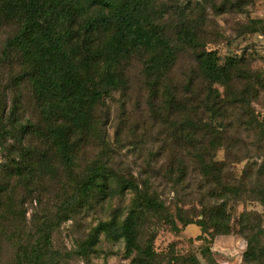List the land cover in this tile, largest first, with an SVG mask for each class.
Segmentation results:
<instances>
[{"label": "rangeland", "instance_id": "obj_1", "mask_svg": "<svg viewBox=\"0 0 264 264\" xmlns=\"http://www.w3.org/2000/svg\"><path fill=\"white\" fill-rule=\"evenodd\" d=\"M151 1V18L173 48L166 74L172 90L183 91L190 79L193 98L201 92L206 82L195 56L203 50L215 51L221 66L228 58L243 60L264 80V0ZM14 31L13 25L0 24V50ZM181 31L192 32L193 45L184 36L177 41ZM147 54L135 51L121 61L126 88L112 93L95 111L96 138L78 144L72 172L36 134H27L23 144L46 151V164L33 160L25 177L10 182L0 168V183L10 196L0 210V264H25L23 250L36 245L37 232L46 223L53 224V230L41 264H132L137 250L126 254L123 240L114 239L113 231L109 236L101 233L85 255L79 251L99 221L123 220L134 197L124 189L130 184L158 198L162 206L137 211L136 245L150 248L156 264H264V86L255 95L244 79L231 80L228 93L234 97L246 91L253 115H228L226 143L209 152V173L203 176L198 151L189 150L182 135L187 110L147 106ZM17 60L10 52L0 65V110L16 106L18 122L37 125L40 112L30 82L19 80ZM216 136L215 127L203 138L197 134L195 143L201 141L208 150ZM3 156L0 152V166ZM96 160L106 167L113 187L119 180L118 191L72 204L74 180ZM222 186L228 191L225 196ZM214 216L217 225L212 223Z\"/></svg>", "mask_w": 264, "mask_h": 264}, {"label": "trees", "instance_id": "obj_2", "mask_svg": "<svg viewBox=\"0 0 264 264\" xmlns=\"http://www.w3.org/2000/svg\"><path fill=\"white\" fill-rule=\"evenodd\" d=\"M151 6V0H0V24L15 27L12 37L0 50V65L4 63L5 54H16L19 80L30 82L40 112L35 125L30 121V124L18 122L16 106L0 110V152L4 154L0 168L8 182L25 177V172L32 169L33 160L40 159L42 166L47 163L44 160L46 151L23 144L27 134H36L43 146L54 151L61 166L72 172L78 144L96 138L95 111L101 109L112 93L126 88L121 61L135 51L148 53L143 74L149 110H187L182 120L183 139L189 150L198 151L196 159L200 160L202 174L208 175L209 166L205 160L210 151L226 143L230 129L228 115L243 111H248L244 116L253 115L246 91L234 97L229 94L231 80L244 79L255 95L258 87L264 86V80L255 71L251 72L243 60L228 58L221 66L215 51L203 50L195 56L206 82L201 92L193 98L194 82L190 79L183 91L172 90L166 82L173 60L172 44L159 35L158 26L151 18ZM181 36L187 37L189 45H193L191 31L178 33L177 41ZM198 112L200 117H197ZM215 127L219 136L214 138V144H209L208 150L202 147L201 141L195 143L197 134L203 138L213 134ZM112 182L100 161L90 163L81 177L74 180L72 204L99 194L113 196L120 182L115 179L116 187ZM124 189L133 192L134 197L123 220L118 224L99 221L80 244L79 251L85 255L97 244L101 233L109 236L113 231L114 239L123 240L126 254L137 250L132 264H156L155 253L150 248L140 250L136 245V222L140 215L137 211H153L157 205L160 209L162 206L158 198L147 196L136 184ZM219 190L223 196L228 194L223 186ZM5 198L10 200L7 186L0 183V210ZM54 215H60L58 210ZM217 219L213 217L214 225ZM52 230L50 223L39 229V241L32 248L24 249L21 255L25 264H41L48 253Z\"/></svg>", "mask_w": 264, "mask_h": 264}]
</instances>
